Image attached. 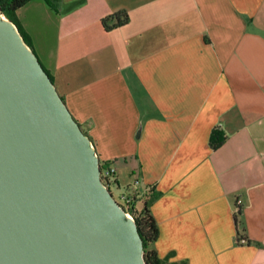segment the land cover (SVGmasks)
<instances>
[{
    "label": "crops",
    "instance_id": "0c3cea01",
    "mask_svg": "<svg viewBox=\"0 0 264 264\" xmlns=\"http://www.w3.org/2000/svg\"><path fill=\"white\" fill-rule=\"evenodd\" d=\"M18 18L112 184L138 212L152 199L158 256L264 264V0H35Z\"/></svg>",
    "mask_w": 264,
    "mask_h": 264
},
{
    "label": "water",
    "instance_id": "95a60500",
    "mask_svg": "<svg viewBox=\"0 0 264 264\" xmlns=\"http://www.w3.org/2000/svg\"><path fill=\"white\" fill-rule=\"evenodd\" d=\"M100 176L91 139L0 14V264H146Z\"/></svg>",
    "mask_w": 264,
    "mask_h": 264
},
{
    "label": "trees",
    "instance_id": "16d2710c",
    "mask_svg": "<svg viewBox=\"0 0 264 264\" xmlns=\"http://www.w3.org/2000/svg\"><path fill=\"white\" fill-rule=\"evenodd\" d=\"M35 0H0V14L8 19L11 23L16 25L22 34L26 43L30 46L28 39L25 37L18 18V12L31 2ZM62 0H45L47 5L53 10H57V6ZM129 23V15L125 11H121L110 16L105 17L102 20V25L105 31L111 32L117 28L123 27ZM227 140V136L224 132L219 129H214L210 137V147L213 150H218L221 148ZM104 166H109L103 164ZM152 199H147L144 202V208L138 212L134 207V201L132 200L131 213L136 221L140 235L144 242V257L146 264H169L168 258L161 259L154 245L159 238V228L157 222L151 211ZM241 214L238 211V216ZM240 243V242H239Z\"/></svg>",
    "mask_w": 264,
    "mask_h": 264
},
{
    "label": "built area",
    "instance_id": "2783aa9c",
    "mask_svg": "<svg viewBox=\"0 0 264 264\" xmlns=\"http://www.w3.org/2000/svg\"><path fill=\"white\" fill-rule=\"evenodd\" d=\"M116 174V170L115 168H113L112 166H104L103 164H101V180L103 182L104 185H106L109 189L110 186L112 185V180L115 177ZM139 182H136V185H138ZM124 205H120L125 211H126V215L130 218V219H134L131 213V208H132V198L130 196L124 195L123 196Z\"/></svg>",
    "mask_w": 264,
    "mask_h": 264
},
{
    "label": "rangeland",
    "instance_id": "374dc122",
    "mask_svg": "<svg viewBox=\"0 0 264 264\" xmlns=\"http://www.w3.org/2000/svg\"><path fill=\"white\" fill-rule=\"evenodd\" d=\"M110 190L115 198V200L120 204V205H124V199L123 196L126 194L128 188L127 186L124 187V185H121V187H117L116 185L112 184L110 186ZM138 209H140V206H138Z\"/></svg>",
    "mask_w": 264,
    "mask_h": 264
}]
</instances>
